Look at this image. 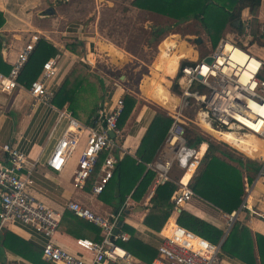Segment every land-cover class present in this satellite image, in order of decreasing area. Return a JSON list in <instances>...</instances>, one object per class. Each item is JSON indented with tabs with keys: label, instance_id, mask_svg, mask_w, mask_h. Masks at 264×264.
Here are the masks:
<instances>
[{
	"label": "built area",
	"instance_id": "1",
	"mask_svg": "<svg viewBox=\"0 0 264 264\" xmlns=\"http://www.w3.org/2000/svg\"><path fill=\"white\" fill-rule=\"evenodd\" d=\"M250 26H247L249 31ZM38 36H33L20 50L8 73L0 71V91L11 93L22 86L19 76L29 60ZM239 48L245 55L243 61L233 58L232 52H226V46ZM196 50V49H195ZM197 51V50H196ZM210 57L211 60H207ZM61 54L51 55L43 64L41 73L29 91L39 101L51 103L53 93L50 85L58 74ZM179 62L173 83L181 90L178 97L188 106L176 108L171 115L174 120L168 129L166 139L159 149L155 160L147 163L148 169L155 173L153 187L148 195L150 200L155 189L171 179L170 170L174 164L187 169V172L198 167L201 158L195 148L188 145L185 137V118L183 108L197 106L199 112L206 115L208 122L215 128H229L238 133L253 132L264 139V61L251 51L237 45L234 41L222 38L215 49L196 58H188L191 63ZM254 65V66H252ZM124 97L117 98L113 104L103 102L90 118V125L84 126L72 112L60 110V115L67 118V131L53 148L46 164L54 171H61L68 159L78 148L81 135L86 131V144L78 157L74 171L77 186H85L94 174L102 154H106L100 166V174L93 186L96 194L102 193L113 178L123 151L118 153L115 140L121 136L119 119L124 109ZM198 116V115H197ZM199 124L201 116H199ZM110 132H113L114 137ZM172 149V158H166L163 152ZM0 151L5 154V164H0V234L9 224L21 222L32 226L37 232L49 238L42 246V257L56 264H220L221 242L214 243L191 230L179 225L176 221H167L163 230V241L158 248V256L150 263H145L122 246L130 235L122 230L118 232L119 214L101 215L90 207L70 200L65 209L79 217L85 218L102 229V239L77 237L76 252H71L52 240L57 232L62 213L46 205L31 191L34 183L30 173L23 174L27 157L24 152L10 143L0 141ZM258 177H264V155ZM247 190L249 188H246ZM198 197L188 183L180 180L178 188L171 196L170 216L178 214L181 208ZM243 203L240 209L245 208ZM252 213L264 219V213ZM235 210L226 213V225L230 229L237 220ZM170 232H165L169 229Z\"/></svg>",
	"mask_w": 264,
	"mask_h": 264
},
{
	"label": "crops",
	"instance_id": "2",
	"mask_svg": "<svg viewBox=\"0 0 264 264\" xmlns=\"http://www.w3.org/2000/svg\"><path fill=\"white\" fill-rule=\"evenodd\" d=\"M95 1L96 5L101 6L100 0ZM129 2L130 0H128L129 8H131L129 10H134L137 12L143 11L150 15L151 19H148L149 21L147 20L149 23H153L154 20L160 21L159 24L152 26L155 27L156 30H159L162 26H164L163 24H161L164 21H170V23H175L174 19H171L165 15L153 11H147L139 9L135 6H131ZM51 7H53L55 10L54 14H50L49 12ZM57 7V4L55 5L53 0H25L24 3H22L21 0H0V10L3 12L5 17V23L0 28V39L2 41V58L6 63L12 65V63L16 60L20 50L25 46V44H27L31 40L33 36H38V38L40 39H46L50 44L57 48L58 53L61 54V59L58 66L59 74H57L56 78L50 85V91L53 93L51 103H45L36 100L29 91L30 85L25 84L21 80L19 81L22 86L15 89L11 93H3L0 91V141L3 143H10L25 153L27 160L25 163V167L22 169V172L23 174L30 173L31 177L34 180V183L31 187V191L39 200L44 202L46 205L56 209L57 211L65 215V213H72V211L65 209V204H67L68 201L73 200L90 207L95 212L104 216L112 215L113 217H115L119 214V220H122V226L124 223H126L134 227L137 231L141 232L144 235V239L146 241H155L157 238L158 240H160V242H162L164 238L162 233L167 221L173 224L175 222V217L177 214L168 217L160 230H158V227L156 226L158 221L155 222V225H152V223L148 224L145 221L146 217L151 211L149 207L151 199H148V195L153 187L155 173L151 183L147 187L140 201H135L131 196L133 191L140 184L144 174L148 169L147 163L150 162H145L147 168L145 169L144 174H142L139 180L136 179L137 181L135 180V183L133 182L132 190L129 194L126 195V201L121 205L120 209H117L115 207V205L118 203V198L113 197V193H117L118 188H116V191L114 190V192L108 191L110 193L107 192L106 194H104L106 198L112 200L111 203H108L107 201H105L104 198H101V193L96 194L93 191V186L95 185L100 174V167L98 168V170L96 168V174L94 172V174L87 180L85 186H77L74 181V171L77 166L78 157L80 155L81 150L86 144L87 130H83L84 133L80 137L78 148L75 150L71 158L68 159L67 163L61 171H54L46 164L47 159L50 156L53 148L63 136V134L67 131L68 120L67 118L62 117L60 115V110H67L72 112L74 117H76L82 125L89 126L90 118L94 114L96 108H98L99 104L103 102L113 104L117 98L124 97L127 93L136 96L138 101L133 110L131 111V114L127 118L126 122L121 127L119 126L122 131L121 136H118L115 140V143L118 146V153L123 151L119 163L126 154H129L133 158L138 159L137 151L139 150L142 140L149 126L151 125V122L153 121L156 112L158 111L154 106L148 105L153 104L154 102L153 100L148 98L144 92H142L141 86L143 85V80L142 83L138 80L135 81V84H137L136 89H131L130 86H126L123 81H121V83L115 90L110 89V84L114 81L116 77L120 79H125L126 74H124L123 72L127 69L133 68V63L130 61H133V57L139 56V52L136 50V48L129 47L123 42H119L113 39L114 37L112 38L110 37V35L104 34L103 36H106L107 38L114 40L119 44L118 46L116 45V47L107 45V43L102 42L103 39L99 30L97 34L101 36L100 38L99 36L98 38H93L92 36H90V32L79 33L78 26H72L71 28H69L68 31V26L64 27L60 25V21L58 18L60 15V11ZM30 8L34 9L30 11ZM36 9L40 13L39 16L35 15ZM242 18L245 21L244 34L239 35L237 32L227 29L223 36L220 38V40L222 38L232 40V36H248L247 34H249V31L247 30V26H250V20L252 19V14L250 13V10L248 8L243 11ZM256 18L261 23V28L264 33V0L261 1V5L257 11ZM38 21H40L42 25L38 23ZM190 22H192V20L184 23ZM16 24L18 25L16 26ZM47 24L50 25L48 26ZM19 26L23 27L20 28ZM170 32L171 30H168L160 40L153 39L151 36H149L151 37L150 40H154L153 46L147 45V41L143 37L140 41V44L143 45V48L141 49L140 46L138 50L141 49L143 52H146V48H153L152 50H154V55L150 60V62H152L155 57L158 56H155V54H159L160 44L164 40V38L173 35H169ZM4 33H29L31 34V36L28 41L24 42L21 45L17 52H13L11 59H8L6 53V44L3 38ZM200 35V37L202 38V42L204 40H206V42L208 41V45H206L207 47H210L212 49V52L215 47L212 46V42L210 39L207 40L208 35L205 33V31H202ZM75 39L81 40L83 42V56L79 55L76 52L70 51L67 48V44L71 43ZM176 41L178 44L182 42L177 38ZM97 44H100L102 48H98ZM254 45L259 44L254 43L249 47V49L252 48ZM259 46L263 48V53H259V55L257 56L264 61V45ZM110 48L113 51H111ZM192 48L193 51H195V53L193 52V54L196 55V58L199 52L197 54V51L194 49V47ZM174 49L175 48L170 49L169 52H173ZM184 59L189 60L187 59V57H185ZM103 60L106 61L105 65H107L108 69L99 63ZM126 64H128L126 70H124L120 74L113 72L115 73L113 77L110 76L111 70L113 71L114 68H122ZM110 67L111 70H109ZM146 72H149V70L147 69ZM92 73L96 74V76H98L101 81L97 77L92 76ZM71 75L73 76V78L82 75L80 76V78L83 79V84L81 85L83 86V89L77 94H74V97L72 98L73 101L71 99L67 100L63 103L62 106H60L56 104L53 99L55 98L57 89L67 79H73L69 78L71 77ZM168 78L171 80V82H173V77ZM103 87L104 89H102ZM104 90L105 92L102 96V92ZM174 95L178 97V95ZM196 118L199 119V116L196 115ZM202 123L204 129L210 133H212L211 129H214V131L217 132H222L220 130H216L212 127V125L205 121H202ZM206 125L210 126V128H206ZM258 139L264 142L263 139L259 137ZM224 142L228 143L226 141ZM202 144H206L207 149L208 144ZM206 149L204 146L200 147V149L197 151L199 158H202ZM261 150V155H264V147L261 148ZM158 154L159 151L157 154L154 155L153 158H156ZM105 156L106 154L101 155L99 161L101 162V164ZM251 158L257 159L259 161L262 160L260 154ZM138 162H140V160H138ZM5 163V154L0 151V164ZM192 171L193 170H190L189 172H186L184 174V176L182 177L183 183H188L190 181L193 174ZM245 186L246 188H249L248 190L246 189V194L242 202V204H246V207L242 209L239 208L238 210H236L238 212L237 220H241L251 230L254 237V256L256 257L254 264H262L255 235L259 233L264 236V219L261 218L259 215L252 213L251 209L256 210L259 214L264 213V177L257 176L252 184H249L247 181H245ZM129 205H131L130 208H128ZM132 205H135L136 207L132 208ZM184 207L193 212L194 214L205 218L214 223L215 225L225 229L224 238L228 234L229 229L226 225V212L217 209L211 203L199 197H194ZM133 212L140 213L141 215L133 216ZM62 220L57 232L54 233V235L52 236V240L60 246L66 248L67 250L71 252H76L78 249L75 244V239L77 237L82 236H79L67 230L66 223ZM4 229H8L11 232L17 234L18 236L24 238L25 240H28L32 244L39 247L41 250L43 244L49 239L45 235L37 232L32 226L25 225L21 222L9 224L8 227H5ZM80 232H82L86 238L93 239L94 233L92 231L82 229ZM169 232L170 227L165 233L168 234ZM3 233L4 230L0 234V264H31L29 261L23 259L24 257L20 256L18 253L4 246ZM220 264L253 263H249L233 255L226 254L221 250Z\"/></svg>",
	"mask_w": 264,
	"mask_h": 264
},
{
	"label": "trees",
	"instance_id": "3",
	"mask_svg": "<svg viewBox=\"0 0 264 264\" xmlns=\"http://www.w3.org/2000/svg\"><path fill=\"white\" fill-rule=\"evenodd\" d=\"M261 1L262 0H130L129 3L131 6H135L139 9L153 11L174 19L176 24L192 20L190 23L195 25L194 28L196 30L191 31V33L201 34L202 31H205L213 47L217 46L220 38L227 29L237 32L239 35L244 34L245 21L242 17L243 11L248 8L252 14L249 34H247L248 36L237 37L238 41L234 40V42L244 49L249 50V47L254 43L264 45V33L261 28V23L256 18ZM4 23L5 17L0 10V28ZM171 29L172 26L167 25L162 26L159 30L153 27L149 36L153 39L160 40L165 33ZM242 38L247 39L249 42L242 41ZM195 42H198L197 39ZM203 42L199 43V45ZM67 48L81 56L84 55L83 42L81 40H73L71 43L67 44ZM56 53H58L57 48L46 39L39 38L29 60L21 71L19 80L31 86L32 82L39 77L44 62L51 55ZM187 63H191V61L185 60L184 64ZM11 68L12 65L6 63L2 58V41L0 39V71L8 73ZM91 75L99 79L96 74L92 73ZM80 76L73 78L71 75L69 78L73 79H67L57 89L55 98L53 99L56 104L62 106L65 101L72 100L74 94H77L83 89V86H81L83 84V79H81ZM102 89H104V87ZM171 89L174 94H181L180 87L176 82H174ZM104 92L105 90L102 92V96ZM137 101V97L133 94L127 93L124 96L125 105L119 119L120 127L126 122ZM188 116L191 117L193 115L188 114ZM173 120V116L168 114V112H156L142 140L140 148L137 151L138 159L133 158L129 154L123 157L118 165V170H115L113 178L107 184V186L109 185L108 188L106 187L107 189L105 188L100 194L101 198L111 203L112 200L106 198L104 194L108 191L114 192V190L118 188V192H114L113 197L118 198V203L115 207L120 209L121 205L126 201V195L132 190L133 182L135 183L142 174H144L147 168L145 162H152L155 159L153 157L158 153ZM185 137L188 145L195 148L197 151L201 146H204L206 149V144L202 143L208 144L198 167L193 172L189 181V185L194 193L199 198L211 203L214 207L226 213L238 210L246 194L245 181L249 184L253 183L259 173L262 162L245 156L240 151L230 147L224 142L216 141L197 126L189 127L188 124H185ZM138 160H140V162H138ZM97 165L98 170L101 166V162ZM175 169L181 171L177 176H173V171ZM186 172L187 169L178 164L172 166L170 170L171 179L159 185L156 188L154 196L150 200L149 207L151 211L145 219L148 224L152 223V225H155V222L158 221L156 226L158 230L161 229L162 225L171 214V196L178 188L180 180ZM153 177L154 172L147 169L140 184L131 195L135 201L141 200ZM135 207V205H132V208ZM62 221L66 223V229L72 233L85 237L80 231L82 229H87L94 233V240L102 239L99 226L87 219H82L73 212L65 213ZM175 221L179 225L214 243H220L222 241L221 250L223 252L254 264L256 259L253 247L254 237L251 230L241 220L235 221L225 238V229L194 214L185 207L180 209L175 217ZM122 230L127 231L130 235L128 241L122 242V246L135 257L145 263H150L158 256V248L161 244L160 240L156 238L155 241H146L141 232L126 223L123 224ZM3 234L4 246L24 257L23 259L29 261L31 264H56L52 261L43 259L42 250L28 240H25L8 229H4ZM255 239H257L261 262L264 264V236L257 233Z\"/></svg>",
	"mask_w": 264,
	"mask_h": 264
},
{
	"label": "rangeland",
	"instance_id": "4",
	"mask_svg": "<svg viewBox=\"0 0 264 264\" xmlns=\"http://www.w3.org/2000/svg\"><path fill=\"white\" fill-rule=\"evenodd\" d=\"M21 1H22V3L25 2V0H21ZM53 1H54L55 5L57 4V6H58L57 8L60 11V15L58 17L59 21H60V25L64 26V27L68 26V31H69V28H71L72 26H76V27L78 26L79 27V29H78L79 33L90 32L89 34L93 38L94 37L98 38V36L100 38L102 36V39H103L102 42L103 43H107V45H111L114 47H116V45L118 46L119 44L117 42L107 38L106 36H103L104 34L105 35L107 34V35H110V37H112V38L114 37L113 39H115L119 42H123L125 45H127L129 47L136 48V50L139 52L140 57L135 56L132 58L133 61H130L133 63V68L126 70V68L128 67V64H126L124 67L119 68V69L114 68L112 71L111 67H110V69H109V70H111L110 76H112V77L115 74L113 72L120 74L121 72L126 70L123 72L124 74H126V78L120 79V78L116 77L114 79V81L110 84V89L115 90L118 87V85L121 83V81H123L126 84V86H130L131 89H136V87H137V84H135L136 80L141 81V83H142V80H144L146 77L151 75V70H152L154 61L158 57L156 55H158V54H155V56H156L155 59L152 62H150V60L152 59V57L154 55V50H152L153 48H146L147 51L143 52L141 50L143 48V45L140 44V41L144 37L147 41V45H149V46L154 45L153 44L154 40H150L151 37H149V35H150V31L153 29L152 26L159 24V22H160L159 20H154L153 23L152 22L149 23L148 19H151L150 15L143 12V11L137 12L134 10H129L131 8H129L128 0H100L101 6L96 5L95 0H53ZM108 6H110V7H108ZM32 9H34V8H30V11ZM35 15H37V16L40 15V13L38 12L37 9L35 11ZM103 21H104V23H103ZM38 23L41 24L40 21H38ZM161 24L167 25V26H173L169 35L170 34L176 35L178 40L183 41V42L185 41L186 49L190 48V50L192 51V54H191L192 57L190 55V57L188 56V58L191 59V58H195V56H196L193 54V52L195 53V51H193L192 47H194V49L197 50V54L199 52L200 56L208 54L211 52L212 49L210 47H207L208 41L206 42V40H204V42L200 45H199V42H195L197 37H200L201 35L191 33V31L196 30L194 28L195 25L193 23H184V24L178 25L176 23H172V22L170 23V21H168V22L164 21ZM17 25L18 24H16V26ZM47 25L49 26L50 24H47ZM176 25H178V26H176ZM19 27L22 28L23 26H19ZM98 30H99L101 36L97 34ZM205 37H206V35H205ZM231 39H232V41H234V40L238 41L236 36H232ZM207 40H209V38H207ZM242 41L249 42L245 38H242ZM209 43H210V41H209ZM259 45H254L249 50L255 55H259V53L262 54L263 48L260 47ZM97 46H98V48H102L100 44L99 45L97 44ZM140 46H141V49L138 50V48ZM209 46H210V44H209ZM99 63L108 69L107 65H105L106 61L103 60ZM147 69L149 70V72H146ZM114 70H117V71H114ZM115 83H117V84H115ZM173 84L174 83L171 82V85L169 88L172 93H174L171 89ZM141 90H142V92H144V89H142V87H141ZM148 105L154 106L158 111L168 112V114H171L174 111V110L167 109V108L159 105L156 102H154L153 104H148ZM179 105L186 106V105H184L183 100L181 102L179 101L178 106ZM177 108L178 109H176V110H179L181 107H177ZM183 109L185 110L184 112H185L186 116L188 117V118H185V121L187 122L189 127L197 126L203 132L209 134L216 141L224 142L223 140H220V138H217L212 133L205 130L203 127V124L202 125L199 124V119L196 118V115L199 116V111H197L198 110L197 106H190L188 108H183ZM188 114L193 115V116L189 117ZM226 144H228V143H226ZM229 146L231 147L230 144H229ZM232 148H235V147L232 146ZM240 152H242V151H240ZM242 154H244L245 156H248L244 152H242ZM248 157H250V156H248ZM180 172L181 171L179 169H175L173 171V176H177ZM108 193H110V192H108ZM132 215L133 216H140L141 214L133 212ZM100 231H102L101 228H100Z\"/></svg>",
	"mask_w": 264,
	"mask_h": 264
},
{
	"label": "bare ground",
	"instance_id": "5",
	"mask_svg": "<svg viewBox=\"0 0 264 264\" xmlns=\"http://www.w3.org/2000/svg\"><path fill=\"white\" fill-rule=\"evenodd\" d=\"M176 38V35H171L162 41V43L160 44V52L158 54L157 60L154 61L151 75L143 80V85L141 86L142 89H144V93L148 98L170 110L176 109L177 105L179 104L180 98L175 96L170 91L169 88L171 85V80L168 77H173L175 75L181 58L188 57L192 54L190 48L186 49L185 41H182L180 44H178ZM172 48L175 49L173 52L171 51V53L169 52V50ZM225 50L227 53L231 51L233 53V58L241 60V62L245 57V55L243 54V52H241L239 48L231 47L230 44L226 46ZM111 51L113 50L111 49ZM181 101L182 100L180 99V102ZM183 103L184 105L188 106L186 102L183 101ZM262 110L264 111V109ZM199 116H201V123L202 121H205L212 125L210 122H208L205 114L199 112ZM212 127L215 128L213 125ZM206 128H210V126H207ZM215 129L222 131L217 132L214 131V129H211V132L215 136H217L221 140L228 142L233 147L244 152L248 156L255 157L258 154L261 155V148L264 147V142L260 141L258 139L259 136L257 137L256 134L255 136L253 132L238 133L229 128ZM174 153L175 152L172 151V149H166L163 152V155L164 157L170 159L173 157ZM130 207L131 205L128 206V208Z\"/></svg>",
	"mask_w": 264,
	"mask_h": 264
},
{
	"label": "water",
	"instance_id": "6",
	"mask_svg": "<svg viewBox=\"0 0 264 264\" xmlns=\"http://www.w3.org/2000/svg\"><path fill=\"white\" fill-rule=\"evenodd\" d=\"M50 14H54L55 10L53 7L50 8L49 10ZM31 34L29 33H23V34H9V33H4L3 38L5 40L6 44V53H7V58L11 59V56L13 55V52H17L21 45L28 41L30 38ZM198 42H202L201 37H197ZM207 60H211L210 57H207ZM111 136L114 137V133L110 132ZM122 225V220H119L118 226L115 229V233L118 232L119 227Z\"/></svg>",
	"mask_w": 264,
	"mask_h": 264
}]
</instances>
